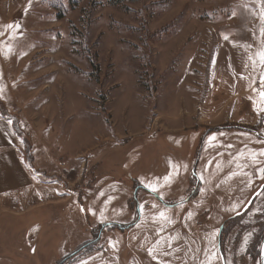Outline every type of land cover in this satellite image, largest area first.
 <instances>
[{
    "label": "rangeland",
    "instance_id": "374dc122",
    "mask_svg": "<svg viewBox=\"0 0 264 264\" xmlns=\"http://www.w3.org/2000/svg\"><path fill=\"white\" fill-rule=\"evenodd\" d=\"M75 1L0 0V264H260L264 0Z\"/></svg>",
    "mask_w": 264,
    "mask_h": 264
},
{
    "label": "crops",
    "instance_id": "0c3cea01",
    "mask_svg": "<svg viewBox=\"0 0 264 264\" xmlns=\"http://www.w3.org/2000/svg\"><path fill=\"white\" fill-rule=\"evenodd\" d=\"M19 143L12 122L0 114V197L33 185V176L20 155Z\"/></svg>",
    "mask_w": 264,
    "mask_h": 264
},
{
    "label": "snow or ice",
    "instance_id": "6c2138e0",
    "mask_svg": "<svg viewBox=\"0 0 264 264\" xmlns=\"http://www.w3.org/2000/svg\"><path fill=\"white\" fill-rule=\"evenodd\" d=\"M8 27H11V25H9ZM262 34H264V29H262ZM258 57L260 59V62L262 64H264V51H260L258 53ZM261 96L264 97V92H261ZM210 139H213V138H210ZM170 167H171V164H170ZM261 171L264 172V169H261ZM164 179H165V182H168V181H170L171 177L170 176H166ZM145 187L146 188H150V190L153 193H156L157 192V188L154 187V186H152V185H150V184H145ZM143 207H144L143 205H140V208L141 209H143ZM153 207H155V205H153ZM159 215H160L161 218H165L164 212H160Z\"/></svg>",
    "mask_w": 264,
    "mask_h": 264
},
{
    "label": "water",
    "instance_id": "95a60500",
    "mask_svg": "<svg viewBox=\"0 0 264 264\" xmlns=\"http://www.w3.org/2000/svg\"><path fill=\"white\" fill-rule=\"evenodd\" d=\"M262 188H263V184L260 185V187L251 195L249 200L244 205L242 211H244L251 204L252 200L261 192ZM259 263L260 264H264V236H263V239H262V242H261V245H260Z\"/></svg>",
    "mask_w": 264,
    "mask_h": 264
},
{
    "label": "trees",
    "instance_id": "16d2710c",
    "mask_svg": "<svg viewBox=\"0 0 264 264\" xmlns=\"http://www.w3.org/2000/svg\"><path fill=\"white\" fill-rule=\"evenodd\" d=\"M72 3H75L76 1L75 0H70ZM136 0H106V2L110 5H120L124 2H134ZM3 117H6L4 116L3 114H1ZM27 162L29 163V161L27 160ZM28 165V164H27ZM264 174V172H263Z\"/></svg>",
    "mask_w": 264,
    "mask_h": 264
}]
</instances>
